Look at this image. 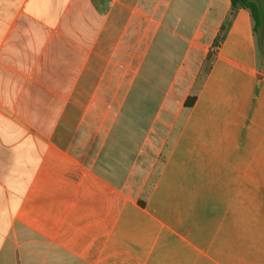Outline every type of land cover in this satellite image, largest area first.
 <instances>
[{"label":"crops","instance_id":"obj_1","mask_svg":"<svg viewBox=\"0 0 264 264\" xmlns=\"http://www.w3.org/2000/svg\"><path fill=\"white\" fill-rule=\"evenodd\" d=\"M254 28L232 0H0V264H264Z\"/></svg>","mask_w":264,"mask_h":264},{"label":"trees","instance_id":"obj_2","mask_svg":"<svg viewBox=\"0 0 264 264\" xmlns=\"http://www.w3.org/2000/svg\"><path fill=\"white\" fill-rule=\"evenodd\" d=\"M232 4L234 8L241 7L249 10L255 23L254 29L257 31L262 24V7L258 0H232ZM193 101L194 99L189 100L187 107H191Z\"/></svg>","mask_w":264,"mask_h":264},{"label":"rangeland","instance_id":"obj_3","mask_svg":"<svg viewBox=\"0 0 264 264\" xmlns=\"http://www.w3.org/2000/svg\"><path fill=\"white\" fill-rule=\"evenodd\" d=\"M258 2L261 4L262 7V24L257 30L259 57H260V61H262L264 60V37L262 38L264 34V0H258Z\"/></svg>","mask_w":264,"mask_h":264}]
</instances>
